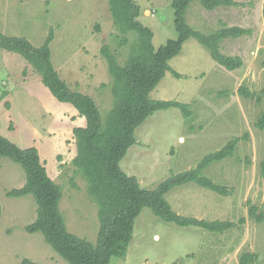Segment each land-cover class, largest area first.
<instances>
[{"label": "rangeland", "instance_id": "374dc122", "mask_svg": "<svg viewBox=\"0 0 264 264\" xmlns=\"http://www.w3.org/2000/svg\"><path fill=\"white\" fill-rule=\"evenodd\" d=\"M140 22L153 33L155 49L178 37L173 0H135ZM214 11L191 4L187 21L205 34L224 27L250 31L221 42L225 55L240 56L244 67L228 71L197 40L189 39L170 61L172 71L151 93L154 100L189 106L191 116L171 108L156 112L136 130V144L120 163L142 188L154 190L167 179L195 169L208 155L237 139L233 157L214 163L204 173L226 187L228 195L189 183L166 195L179 215L207 221L245 224L222 234L197 227H180L143 209L136 219L125 259L111 264H241L243 253L258 255L264 264V0H231ZM53 30L52 63L74 90L92 97L103 117L112 107V78L102 48L124 64L132 43L114 25L109 0H0V33L26 38L42 46ZM131 41L132 35L129 36ZM246 88L249 95L241 92ZM85 119L58 102L39 74L19 54L0 49V135L25 149L36 147L49 176L61 187L60 210L70 233L97 243L99 207L90 185L74 166L77 155L73 130ZM23 168L0 157V264H68L41 233L25 228L36 219L32 196L10 198L7 193L24 186ZM257 208L259 221L250 211Z\"/></svg>", "mask_w": 264, "mask_h": 264}, {"label": "trees", "instance_id": "16d2710c", "mask_svg": "<svg viewBox=\"0 0 264 264\" xmlns=\"http://www.w3.org/2000/svg\"><path fill=\"white\" fill-rule=\"evenodd\" d=\"M194 2H199L209 11L234 4L231 0H173L178 37L155 49L153 31L139 20L141 8L138 3L135 0H109L114 25L123 36L120 44L132 43V47L124 64L119 62L118 56L111 52L108 45L102 48V55L107 60L112 78L113 97L112 107L105 117L92 97L72 89L54 67L50 47L54 39L53 30L40 47L32 45L26 38L0 33V49L21 55L39 74L43 85L53 97L60 103L72 106L86 121L84 126L73 130L77 148L73 163L88 181L90 195L99 207L100 229L96 244L68 231L60 210L61 187L49 176L38 149H22L0 135V157L19 164L26 176L24 186L11 190L7 196L34 198L37 204L36 219L25 230L30 234L41 233L45 241L68 264H111L114 257L125 259L133 239L136 219L145 208L151 209L165 222L180 227H197L213 234L240 229V225L245 224L244 218L235 223L182 216L166 200L170 191L189 183L223 196L228 195L226 187L215 183L204 173L214 163L233 157L237 139L206 156L195 169L167 179L154 190L142 188L138 179L129 176L120 166L129 149L136 144V130L150 116L171 108L181 110L186 118L191 116L187 104L154 100L150 97L167 72L172 71L175 77H180V74L172 70L170 61L181 53L186 41L192 38L197 40L228 71L244 67V60L240 56L223 54L220 45L226 39L238 38L250 31L237 26L224 27L209 34L195 30L186 17ZM131 35L132 41L129 38ZM241 92L249 95L244 87ZM259 125L264 128V115ZM256 211V207L251 209V217L262 221V216L257 215ZM240 263L258 264V255L243 253ZM21 264L38 263L25 259Z\"/></svg>", "mask_w": 264, "mask_h": 264}]
</instances>
